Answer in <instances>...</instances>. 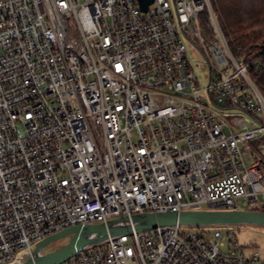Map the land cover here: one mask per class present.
Instances as JSON below:
<instances>
[{"label": "built area", "instance_id": "obj_1", "mask_svg": "<svg viewBox=\"0 0 264 264\" xmlns=\"http://www.w3.org/2000/svg\"><path fill=\"white\" fill-rule=\"evenodd\" d=\"M206 8L0 0V264L74 224L261 210L264 97L251 74L262 63L230 51L212 12L218 38L207 43ZM186 42L208 61L204 86ZM129 224L58 264H264L232 228Z\"/></svg>", "mask_w": 264, "mask_h": 264}, {"label": "water", "instance_id": "obj_2", "mask_svg": "<svg viewBox=\"0 0 264 264\" xmlns=\"http://www.w3.org/2000/svg\"><path fill=\"white\" fill-rule=\"evenodd\" d=\"M151 0H141L144 9ZM145 230L157 225L179 224H236L251 222L264 225V211L262 210H184L180 212L161 211L148 212L142 215L123 216L110 219L107 222L74 224L61 229L35 243L31 254L20 264H58L83 246L105 239L109 235H118L132 230ZM126 223V224H122ZM71 235L68 241L48 252L40 254L41 248L49 242Z\"/></svg>", "mask_w": 264, "mask_h": 264}, {"label": "trees", "instance_id": "obj_3", "mask_svg": "<svg viewBox=\"0 0 264 264\" xmlns=\"http://www.w3.org/2000/svg\"><path fill=\"white\" fill-rule=\"evenodd\" d=\"M209 6L210 11L206 8L199 14L202 34L205 38L216 36L212 12L233 54L259 58L261 68L253 71L251 78L264 97V0H209Z\"/></svg>", "mask_w": 264, "mask_h": 264}, {"label": "rangeland", "instance_id": "obj_4", "mask_svg": "<svg viewBox=\"0 0 264 264\" xmlns=\"http://www.w3.org/2000/svg\"><path fill=\"white\" fill-rule=\"evenodd\" d=\"M199 19V17H198ZM205 38V36H204ZM218 38V34L216 31L215 38H205V41L211 42ZM186 46V59L190 63L193 74L197 77V84L199 87L204 86L208 82V61L203 57L202 53L191 49L189 46V43H185ZM256 51V50H254ZM259 145V150L261 156L264 158V139L257 142ZM213 227H219V228H232L235 232L236 240L239 244H243L247 242V240L252 237L255 241V246L264 253V225L257 224V223H251V222H240L236 224H180V231L185 232L189 230L194 229H201L206 230L208 228ZM71 235H66L64 237H61L59 239L53 240L49 242L48 244L44 245L41 250L39 251L40 254H43L45 252L54 250L62 245H64ZM205 238L209 236V233L206 232L203 235ZM225 246H222L221 248L223 250H227V239H224ZM35 244H32V248H34ZM16 256L19 258V260L22 262L24 261L29 255L26 252V250H20L16 252ZM4 264H11L10 262H6Z\"/></svg>", "mask_w": 264, "mask_h": 264}]
</instances>
